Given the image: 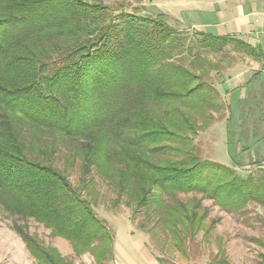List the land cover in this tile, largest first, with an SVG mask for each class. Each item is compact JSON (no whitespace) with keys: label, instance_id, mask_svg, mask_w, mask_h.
<instances>
[{"label":"trees","instance_id":"obj_1","mask_svg":"<svg viewBox=\"0 0 264 264\" xmlns=\"http://www.w3.org/2000/svg\"><path fill=\"white\" fill-rule=\"evenodd\" d=\"M107 9L103 0H0V208L92 264L113 260L115 235L94 212L91 174L114 193L107 211H146L179 248L206 218L201 201L180 195L231 213L264 207V172L242 178L193 143L225 107L209 81L219 66L203 54L262 53L207 32L188 43L161 16L126 13L112 42ZM77 163L86 194L67 175ZM13 231L35 264H74L25 225Z\"/></svg>","mask_w":264,"mask_h":264},{"label":"rangeland","instance_id":"obj_2","mask_svg":"<svg viewBox=\"0 0 264 264\" xmlns=\"http://www.w3.org/2000/svg\"><path fill=\"white\" fill-rule=\"evenodd\" d=\"M103 6L110 7L111 10L106 11L114 16L112 42L120 37L124 13L161 16L188 43L196 32L203 31L215 36H235L247 42L251 30L259 32L264 39V0H103ZM240 6L246 9L250 27L236 34L234 19L238 18ZM231 48L227 47L224 55L203 54L219 66L210 73L209 81L220 93L225 107L216 122L193 137V143L203 159L229 167L242 178L249 175L257 178L264 172V45L256 48L262 56L254 58L235 53ZM182 58L186 59L179 55L178 59ZM186 65L189 66L188 61ZM57 166L63 168V163L58 162ZM67 175L74 189L88 192L89 187L83 185L79 175L78 163ZM87 179L95 194L92 200L96 202V215L110 229L112 226L118 229L126 223L131 225L132 233L142 234L151 255L162 264L264 263V207L252 203L239 213H231L200 196L180 195L178 199L182 201L194 198L201 201L200 212L205 213L206 218L203 230L192 238L185 233L179 248L146 211L132 212L123 204L117 212L107 211V204L114 198L112 189L95 175ZM142 222L146 226L143 232L139 230ZM14 224L25 225L44 246L57 249L63 256L70 250L66 241L52 237L41 225L32 220L19 221L0 208V264H35L21 238L13 231ZM64 257L74 264L92 262L89 255Z\"/></svg>","mask_w":264,"mask_h":264},{"label":"crops","instance_id":"obj_3","mask_svg":"<svg viewBox=\"0 0 264 264\" xmlns=\"http://www.w3.org/2000/svg\"><path fill=\"white\" fill-rule=\"evenodd\" d=\"M237 13L238 18L234 19L236 23L235 32L236 34H241L243 30H246L248 29V27H250L248 20L249 16L246 14V9L242 6L238 8ZM248 34L249 35L247 43L252 47L258 48L259 45L260 47L264 45L263 36L259 32H253L249 30ZM113 227L114 226L111 227V230L115 235L113 243V260L108 264H162L156 257L151 255L150 251L147 248V243L142 237V234L137 232L132 233L131 225L126 223V225L124 224V226L118 229ZM65 253L66 255L64 256L67 257L69 255H73L71 247L69 252ZM61 255L63 256L62 253ZM89 264H92V262Z\"/></svg>","mask_w":264,"mask_h":264},{"label":"built area","instance_id":"obj_4","mask_svg":"<svg viewBox=\"0 0 264 264\" xmlns=\"http://www.w3.org/2000/svg\"><path fill=\"white\" fill-rule=\"evenodd\" d=\"M264 264V263H263Z\"/></svg>","mask_w":264,"mask_h":264}]
</instances>
